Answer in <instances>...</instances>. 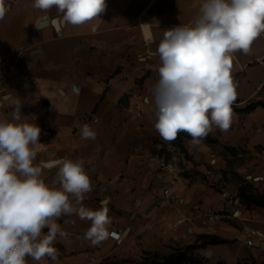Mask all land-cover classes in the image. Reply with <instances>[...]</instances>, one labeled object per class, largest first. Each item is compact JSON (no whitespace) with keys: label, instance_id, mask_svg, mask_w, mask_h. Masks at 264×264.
<instances>
[{"label":"crops","instance_id":"1","mask_svg":"<svg viewBox=\"0 0 264 264\" xmlns=\"http://www.w3.org/2000/svg\"><path fill=\"white\" fill-rule=\"evenodd\" d=\"M203 2L146 0L137 25L123 28L126 35L139 34L140 46L124 40L123 49L127 51L107 57L89 51V44L85 49L79 48L81 51H77V57L74 55L69 71L72 88L43 79H38V84L25 82L24 76L19 79L21 74L16 68L8 73L0 71L3 80L0 82V119L11 120L12 101L19 99L21 121L35 123L41 133L51 134L47 140L39 139L41 144L34 161L52 163L44 168L46 183L55 180L58 160L83 159L92 182V191L86 194L83 205L96 210L105 204L111 220L110 234H120L123 238L115 242L109 236L93 245L84 238L91 221L81 220L75 214L64 215L55 221L66 233L63 237L58 235L53 243L57 260L45 257L37 262L26 257L27 264H105L143 252L169 255V246H199L204 236L229 243L208 246L201 251L232 246L233 256L246 244L244 230H249L250 223L256 217L261 218L264 211L246 209L239 203V189L250 184L254 190V185L244 182L237 188L229 183L232 176L228 162L247 159L232 170L239 177L246 170L264 174V108L257 106L253 111L239 112L251 105L264 104V37L254 41L248 54H232L231 76L236 99L232 104L230 128L221 131L214 126L207 135L210 142L200 140L199 143H193L187 133L181 132L183 153H171V172L160 169L162 139L154 127L153 87L159 79L160 65L156 49L163 32L192 22ZM141 23H152L154 42L151 45L143 41L138 26ZM66 28L64 22L62 36ZM94 32H98L96 28ZM47 40L41 38L39 42ZM72 90L79 99L60 97H67ZM125 95H128V110L119 104ZM138 112L139 116L133 118ZM84 124L96 132L95 139L81 137ZM256 159L262 163L257 168ZM171 178H176L178 183L175 197L150 210L154 201L163 198L166 182ZM260 180L264 188V178ZM235 196V204L238 202L242 209L237 217L235 213L227 215ZM211 215L217 219L208 221L207 216ZM174 225H177L176 231Z\"/></svg>","mask_w":264,"mask_h":264},{"label":"clouds","instance_id":"2","mask_svg":"<svg viewBox=\"0 0 264 264\" xmlns=\"http://www.w3.org/2000/svg\"><path fill=\"white\" fill-rule=\"evenodd\" d=\"M33 7L55 8L64 22L79 26L99 18L107 5L106 0H34ZM8 10L6 0H0V19ZM138 26L145 45H151L152 23ZM262 33L264 0H204L192 22L163 32L156 49L159 79L153 87L154 127L161 139L171 142L184 132L199 143L214 126L230 128L236 99L232 54H248ZM21 104L13 100L11 120L0 119V264H27L26 257L56 261L53 243L66 233L55 221L64 215L91 221L84 238L93 245L111 235L108 207L83 205L92 191L83 159L58 160L55 180L46 183V165L34 163L41 129L21 121ZM80 134L96 138L88 124Z\"/></svg>","mask_w":264,"mask_h":264},{"label":"rangeland","instance_id":"3","mask_svg":"<svg viewBox=\"0 0 264 264\" xmlns=\"http://www.w3.org/2000/svg\"><path fill=\"white\" fill-rule=\"evenodd\" d=\"M145 1L106 0V10L99 18H95L79 26L67 23V28L64 29L65 36L58 37L52 27L37 29L38 24L42 22L43 18H46L49 22L52 20H62V14H59L55 8L42 11L33 7L34 0H6L9 10L4 18L0 19V59L3 56L6 57L0 61V71L3 70L1 66L2 62L7 58L12 62L9 71L16 68L21 74L19 79L24 76L25 82L38 84V79H43L58 81V84H60L58 86L64 85L67 88H72L74 84L69 71L72 70L73 57L74 55L78 56L77 51H81V47L85 49L89 44V51L100 52L107 57L110 54L114 55L127 51L123 49L124 40H128L129 42L131 40L134 42V46H140L138 40L140 38L139 34L131 32V34L126 35L123 28L130 24L137 25L139 21L138 17ZM93 27L97 29V33L93 31ZM261 36L264 37V33L260 35V39L262 38ZM41 38L48 40L41 43L39 42ZM0 82H3L1 76ZM60 97L62 99H79L74 90H72V93L67 94V97L61 95ZM138 116L139 112L133 114V118H137ZM160 143L162 144V150H164L163 157L165 160L167 159V161L172 162L171 153H179L175 140L166 142L162 139ZM245 160L247 159L243 157L228 162L232 176V180L229 183L238 188L240 184L249 182L254 185L255 192H261L263 190V181L260 178H264V174L257 173L259 170H246L240 177L232 171L233 169H238L242 161ZM254 165L257 168L262 163L261 161L259 162V159H256ZM247 176L250 179H244ZM236 200V196L231 200V210L227 215L231 216V213H235L237 217L238 212L242 210L238 202L235 204ZM248 229L244 230L246 232L244 241L248 239L250 232L258 233V237L255 240L258 246L255 248H249L244 244L237 255L231 256L232 246L214 248L212 251H201L210 246L208 245L203 249H193L187 253L195 257L202 264H264V215L261 218L256 217L255 221L250 223ZM200 241L201 245L208 243L202 237ZM196 246L198 245L190 247L195 248ZM169 248L171 249L169 255L143 252L141 254L138 253L136 257L122 258L105 264H158L164 258L174 253L185 252L187 247L173 248L169 246Z\"/></svg>","mask_w":264,"mask_h":264},{"label":"trees","instance_id":"4","mask_svg":"<svg viewBox=\"0 0 264 264\" xmlns=\"http://www.w3.org/2000/svg\"><path fill=\"white\" fill-rule=\"evenodd\" d=\"M257 106H263L264 104L259 103L255 105H251L250 107L246 108L244 111H239L240 113H247L250 111H253ZM182 133H179L177 138L175 139V143L177 144V147L179 148V152L183 153L180 139H181ZM201 140H205L206 142H210V139L208 136L202 138ZM161 156L164 155V150L160 153ZM167 160V159H166ZM239 203L243 205L246 209L250 208H257L264 211V188L261 192H255L253 190V187L250 184H245L239 189ZM203 239H206L208 241L207 244H202L200 246L194 247H187L185 249V252H177L174 253L166 258L163 259L162 262L158 264H202L199 260H197L192 255H188L187 252L193 250V249H203L205 246H215V245H224L227 244L228 241L221 240L216 237H210V236H204Z\"/></svg>","mask_w":264,"mask_h":264},{"label":"built area","instance_id":"5","mask_svg":"<svg viewBox=\"0 0 264 264\" xmlns=\"http://www.w3.org/2000/svg\"><path fill=\"white\" fill-rule=\"evenodd\" d=\"M11 61L10 59H5L3 62H2V68H3V72L6 73L9 71L10 67H11ZM51 137V134L49 131H43L41 134H40V140H47L48 138ZM177 154V153H175ZM160 169L163 170V171H167V172H171L169 170V161L165 160V158L163 157V162L160 164ZM178 191V183H177V179L176 178H171L169 179L167 182H166V188L163 190V193H162V197L164 200H171L175 197V194L177 193ZM207 219L208 221H214L216 220L217 218L215 216H207ZM174 231H176L177 229V225H174ZM114 233H111L110 235V238L112 240H114L115 242H120L123 240V238L121 237L120 234H114ZM258 237V233L256 232H250L248 234V239L246 240V246L249 247V248H255L257 247L258 245L255 243V240L256 238Z\"/></svg>","mask_w":264,"mask_h":264},{"label":"water","instance_id":"6","mask_svg":"<svg viewBox=\"0 0 264 264\" xmlns=\"http://www.w3.org/2000/svg\"><path fill=\"white\" fill-rule=\"evenodd\" d=\"M64 25V21L63 19L60 21L57 20H52V21H47L46 18L42 19V22H40L37 26V29H44V28H48V27H52L54 29V31L56 32L58 37H61V28ZM74 90H76V88H74ZM119 104L121 105V107L123 109L128 110L129 109V104H128V95H125L123 98H121V100L119 101ZM52 163H48L46 164V166H50ZM164 201L163 198L158 199L156 201H154L151 206H150V210L156 206H158L159 204H161Z\"/></svg>","mask_w":264,"mask_h":264},{"label":"snow or ice","instance_id":"7","mask_svg":"<svg viewBox=\"0 0 264 264\" xmlns=\"http://www.w3.org/2000/svg\"><path fill=\"white\" fill-rule=\"evenodd\" d=\"M114 235V234H113Z\"/></svg>","mask_w":264,"mask_h":264}]
</instances>
